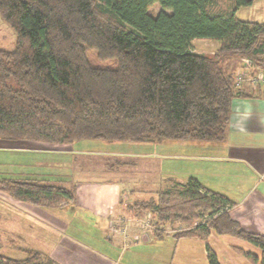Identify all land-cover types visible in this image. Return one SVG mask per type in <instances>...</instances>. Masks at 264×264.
<instances>
[{
    "label": "trees",
    "instance_id": "1",
    "mask_svg": "<svg viewBox=\"0 0 264 264\" xmlns=\"http://www.w3.org/2000/svg\"><path fill=\"white\" fill-rule=\"evenodd\" d=\"M252 1L0 0V17L15 33L13 48H0V138L222 141L232 99L250 95L234 86L224 62L246 57L264 68V20L236 15ZM195 38L216 41L215 52L193 51ZM59 181L3 176L0 190L55 207L74 197ZM232 204L188 176L124 210L186 225L175 239L211 231L243 239L260 253L235 251L264 264V233L242 227L228 212ZM12 246L24 256L0 252V264H60L39 249ZM206 250L208 263L218 264Z\"/></svg>",
    "mask_w": 264,
    "mask_h": 264
},
{
    "label": "crops",
    "instance_id": "2",
    "mask_svg": "<svg viewBox=\"0 0 264 264\" xmlns=\"http://www.w3.org/2000/svg\"><path fill=\"white\" fill-rule=\"evenodd\" d=\"M262 1L264 0H253L251 5L245 7L257 12ZM239 8L236 11L238 18L264 20V9L262 8L261 17H256L254 14H248V17L240 16ZM196 39L208 40V38L193 39L192 49V42ZM236 60L238 61L239 58ZM226 61L224 66L227 70L237 62L231 65L230 61ZM260 69L264 72V68L260 67ZM233 70L235 69H230V71ZM242 89L250 95L232 99L227 133L222 141L176 140L177 142H169L162 140L153 143L162 145L164 151L159 153L161 156L194 158L198 165L186 168L182 176H186L185 179H187L188 176L194 175L205 187L226 195L233 202L228 209L229 214L245 229L264 233V86L245 83ZM16 141L22 142H5L0 145V150L11 146L10 148L15 152L42 155L21 160L22 173L13 176H24V169L31 165L56 166L58 161L48 156L50 154H60L65 157L71 154V157H74L76 154L71 147L73 143ZM141 159H145L142 163L149 168L157 163L151 156H144ZM84 161L87 160L84 159ZM161 167L164 168L162 161ZM43 173L45 176L53 174V172L46 171L33 172L34 175ZM154 173V178L161 180V186L159 185L158 189L168 187L178 181L174 178L173 171L165 172L163 175H159L157 171ZM122 178L128 181L132 175L121 176L120 172L114 171L106 177L77 181L73 199L55 206L56 209L69 207L65 210L62 219L49 212L51 207L43 210V207L14 199L7 193H1L5 199L0 203L1 209L12 210L10 216L1 218L3 221H9L6 224L16 221V236L19 239L26 237V230H34V233H30V237L34 238L37 243H46L48 247L43 252L49 254L60 264H139L141 257L139 255H146L144 251L143 253L141 250L131 252L132 256L124 259L123 254L126 247H122L121 252L122 248L119 246L123 239L111 233L108 226V218L118 211L121 195L126 194L123 189L127 187ZM104 179L114 181L104 183ZM163 182L165 185L162 186ZM9 203L13 205L11 209ZM15 211L20 215L19 218L13 215ZM72 222L75 223L72 224ZM138 245L139 242L132 246ZM206 245L215 253L218 264H252L244 255L236 252L235 247L252 251L255 254L260 253V249L248 241L211 231L204 239L197 237L176 239L177 263L209 264ZM154 257L151 255L152 259ZM155 260L159 261L158 258Z\"/></svg>",
    "mask_w": 264,
    "mask_h": 264
},
{
    "label": "rangeland",
    "instance_id": "3",
    "mask_svg": "<svg viewBox=\"0 0 264 264\" xmlns=\"http://www.w3.org/2000/svg\"><path fill=\"white\" fill-rule=\"evenodd\" d=\"M263 5L264 1H262L260 4V9L257 12L253 9H246L247 7H241L239 8L238 14L244 17L248 14H254L256 17H261V8ZM262 9H264V7ZM150 10L151 13H156L159 10L158 4L154 3ZM14 42V30L0 17V48H13ZM217 45L218 43L211 39H196L192 42L193 50L195 52L204 54H211L215 52ZM236 58H239V60L237 61ZM242 58L243 57H231L227 59L230 61L231 65L237 61L233 66L228 68L229 71L232 68L235 69L230 71L232 74L233 84L237 70H243V68H245L243 65L244 61L241 60ZM236 65L237 67H235ZM245 83L248 82L245 81L243 85ZM166 140L169 142L176 141V139ZM5 142L18 143L22 141L0 138V145ZM10 147L11 146H8V149L0 150V177L13 176L22 173L21 171L23 169V165L20 163L21 160L36 158V155H42L37 153L31 155L28 152H15ZM71 147L76 153L75 155L73 154L74 157H71L72 154L67 155V157L60 154H50L48 156L56 158L54 161H58L56 166L45 164H42L41 166L31 165L24 169L23 173L25 174L23 175L29 176L30 174V176L33 175L34 177L38 178L46 177L51 180H60L59 182L73 189V196H75L74 189L77 186V181L82 179L89 180L94 178H102L103 176L106 177L108 174L114 173V171L120 172L121 176L125 175L128 177L129 175H132V178L128 181L126 179L123 180L122 178V181L126 183L124 185H126L127 188H125V190L123 189L126 194L121 195L118 211L116 212L117 214L115 213L110 218H108V226L111 233L113 232V234H117L121 237V239H123L122 243L119 245L120 248H122L124 243H126L124 246L126 247V250L124 251L123 258L128 259L132 256L131 252L141 250L142 253L144 251V254L146 255H139L141 256L139 258V264H178V251L175 250L176 239L172 234L184 230L186 225L181 223L161 225L151 214V220H149L150 225L147 223L144 225L143 219H145L148 213H135L133 210L126 211L124 208L128 207L135 200H142L151 197L154 195L155 191H157L156 189L160 188L158 186H161V180L159 178H154L155 171H157L159 175H163L165 172L173 171L174 178L176 180L185 181L186 176H182V172L186 168L191 167V165H198L196 164L195 159L176 156H170L167 158L166 156H161L159 153L164 151L162 145L160 143L153 142L147 143L132 141H106L103 139H81L74 141ZM172 150L175 151L176 149ZM134 156H136V158L133 159L132 157ZM137 156L142 157L139 158ZM144 156L153 157V160H156L157 162L156 165H153L154 167L152 166L150 168L146 165H143L142 161L145 159L141 158ZM84 159L87 161H84ZM161 161L164 168L161 167ZM111 167L113 168L112 170L109 169ZM38 171L53 172V174L47 176H45V173L42 175L33 174V172ZM103 181H105L104 183H111L114 180L104 179ZM163 185H165L164 182L162 183V186ZM1 193L5 192L0 190V203L4 202L5 200L4 197L1 196ZM12 207L13 205L9 203V208L11 209ZM40 207H43V210L44 208H50L48 206ZM67 209H69L68 206L64 209H56L55 207H51L49 212L62 219L64 212H66L65 210ZM11 212L12 210L7 211L6 209H1L0 207V252L15 258L23 257L24 254L21 251H17L16 248L12 246L14 244L17 246L30 247L45 251L48 247L46 243H37L34 238L30 237V233H34V230H26V237H24V239H19L16 236V221L14 220L12 224H6L9 221L2 220V216L7 218V216L12 214ZM13 215L18 218L20 217L16 211L13 213ZM208 218V214H205L200 219V221L198 220L195 223L204 222ZM74 223L75 222H72V224ZM156 231L161 233V236L154 237ZM134 235H137V238H134ZM136 241L139 242V245L132 246L133 244H137ZM123 248L120 249L121 252ZM151 255L155 256L154 259L151 258ZM155 258H158L159 261H156Z\"/></svg>",
    "mask_w": 264,
    "mask_h": 264
},
{
    "label": "built area",
    "instance_id": "4",
    "mask_svg": "<svg viewBox=\"0 0 264 264\" xmlns=\"http://www.w3.org/2000/svg\"><path fill=\"white\" fill-rule=\"evenodd\" d=\"M241 60L244 61L243 65L245 66V68H243V70L240 69L237 70L235 74L236 76L234 77V86L236 88H242L243 83L245 81L253 85L260 84L264 86V72L260 69V67L254 65L246 57H243ZM149 220H151V218H150V214L148 213L145 219H143V221L145 222V223L143 222V224L145 225L147 223L148 225H150ZM133 237L137 238V235H134ZM125 245L126 243H124V246Z\"/></svg>",
    "mask_w": 264,
    "mask_h": 264
}]
</instances>
